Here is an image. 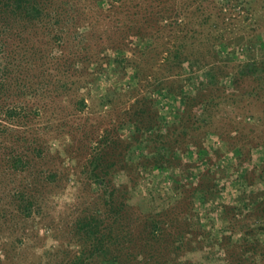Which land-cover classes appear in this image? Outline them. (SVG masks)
Wrapping results in <instances>:
<instances>
[{
	"label": "rangeland",
	"instance_id": "obj_1",
	"mask_svg": "<svg viewBox=\"0 0 264 264\" xmlns=\"http://www.w3.org/2000/svg\"><path fill=\"white\" fill-rule=\"evenodd\" d=\"M229 1L0 9V264H69L91 224L121 264H264V223L221 232L213 211L264 191V0Z\"/></svg>",
	"mask_w": 264,
	"mask_h": 264
},
{
	"label": "trees",
	"instance_id": "obj_2",
	"mask_svg": "<svg viewBox=\"0 0 264 264\" xmlns=\"http://www.w3.org/2000/svg\"><path fill=\"white\" fill-rule=\"evenodd\" d=\"M225 4L229 3V0H225ZM243 1V0H241ZM0 9L2 10H9L15 15H29L31 11H35L36 13L41 12V4L37 2V0H0ZM83 103V102H82ZM164 154L158 155L155 160H160L162 162V170L164 169V166L167 164V162H171V160L166 159L164 161V157L162 156ZM158 163V162H157ZM167 167V166H166ZM156 168H160L159 164L156 166ZM95 168H92L90 172H94ZM96 177L97 174H94ZM197 191H200L199 201L200 203L204 204L208 201V198H211L214 200L215 196H212L209 194H206L205 191H203L200 188H197ZM263 190L257 191V192H250L249 194H239V196L236 198L235 204L227 205L224 203H217L215 204L213 210L216 212L218 211V221L220 225L221 232H228V233H238L240 229H248L251 228L252 230L255 227H259V225L264 223V197L262 196ZM207 195V196H206ZM262 196V197H261ZM259 199H263L262 202H259ZM209 204H213L209 202ZM257 209L260 211V213H256L255 217H253L255 220L248 223L245 220L239 221L237 218L240 214L248 211V213H251L252 210ZM208 210V208H205ZM238 210V211H237ZM213 211L211 210V217H208L206 220V226L208 229L213 228L216 226V219L217 215L213 216ZM244 211V212H243ZM252 218V219H253ZM245 221V222H244ZM156 226L159 228V231H155ZM167 225L164 223V225H159L156 221H151L148 224L149 233L147 234V238L149 241L154 242H162L164 239L167 238V245L169 248L172 249L174 252L175 248H178L180 246V243H182L184 236L183 235H175L173 232L167 233ZM248 227V228H246ZM157 228V230H158ZM166 232V233H165ZM88 233V240L90 242V248L88 250H83L82 252H79L77 255H75L69 262V264H87L88 260L93 257L96 253H100L101 255H104V257L101 259L100 263L104 264H121V258L122 256L120 254L113 255L110 251H106L104 248V244L106 240L109 242L113 241L111 234L105 235L103 233H100V230L98 226H95L94 224L89 225V229L87 231ZM156 233H158V236H156ZM245 233V232H243ZM173 234V235H172ZM225 238L224 236H221V238ZM231 239V238H230ZM218 241V240H217ZM155 243V244H156ZM246 245V244H245ZM103 248L104 251H101L100 249ZM99 250V251H98ZM156 252V251H155ZM154 252V253H155ZM160 258H163V260H159L158 262H151V264H173L171 261V253L169 255H166L164 259V255H162L159 251L158 253H155ZM151 257L154 258V255L150 253ZM247 255V253L241 254V260L243 263V260L249 259L251 256ZM156 257L155 259H160L159 257ZM240 258V257H239ZM174 260V259H173Z\"/></svg>",
	"mask_w": 264,
	"mask_h": 264
}]
</instances>
